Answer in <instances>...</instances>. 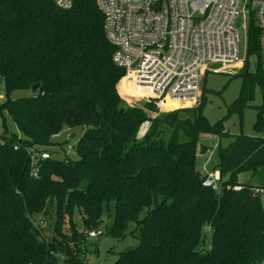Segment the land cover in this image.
Listing matches in <instances>:
<instances>
[{"label":"trees","instance_id":"obj_1","mask_svg":"<svg viewBox=\"0 0 264 264\" xmlns=\"http://www.w3.org/2000/svg\"><path fill=\"white\" fill-rule=\"evenodd\" d=\"M73 1L62 9L53 0H0L6 93L0 103V264H58V252L67 264H81L87 231L100 229L111 211L106 233L121 239L134 224L137 239L114 264H258L264 259V205L256 187L237 181L250 167L233 171L219 192L203 184L206 173L198 168L200 135L226 134L223 121L212 124L204 103L159 112L140 138L150 117L143 107H124L118 83L125 69L113 61L115 47L97 0ZM258 35L252 28L248 51L257 70L249 71L248 58L229 112L242 113L258 89L264 96ZM18 90L33 94L12 99ZM144 107L158 110L154 103ZM6 116L21 136L8 128ZM77 128L83 133L71 156L53 136ZM255 128L264 129L262 113ZM31 145L50 153L39 177L31 175Z\"/></svg>","mask_w":264,"mask_h":264},{"label":"built area","instance_id":"obj_2","mask_svg":"<svg viewBox=\"0 0 264 264\" xmlns=\"http://www.w3.org/2000/svg\"><path fill=\"white\" fill-rule=\"evenodd\" d=\"M53 1L62 9L74 4L73 0ZM97 5L106 37L115 47L113 61L125 69L126 85L133 88L130 93L163 108L170 100L184 104L181 107L198 105L208 72L238 75L249 58V34L254 27L264 68V0H97ZM28 150L31 175L39 177L41 162L50 153L37 145ZM70 152L75 153L74 145L68 146L66 153ZM203 170V184L219 192L220 172L206 166ZM255 191L264 200V187ZM209 229L210 223L205 222L203 230ZM87 234L96 238L104 231L93 229ZM258 264H264V259Z\"/></svg>","mask_w":264,"mask_h":264},{"label":"rangeland","instance_id":"obj_3","mask_svg":"<svg viewBox=\"0 0 264 264\" xmlns=\"http://www.w3.org/2000/svg\"><path fill=\"white\" fill-rule=\"evenodd\" d=\"M242 55L245 56L243 46ZM249 59L251 62L249 71L254 72L257 70V58L250 56ZM245 68L246 66L243 67L241 72H243ZM124 76L118 83V91L124 100V107H143L145 108L147 115L150 117L141 126L139 131L140 138H144L151 126V119L157 117L159 112H171L179 110L180 108H198L204 103L203 114L206 118L212 124L222 120L226 127L224 128V133L226 131L227 133L224 135L202 133L200 135L198 143L201 148L203 146L207 147L208 151L204 153L201 150L199 153L198 168L202 169V166L206 161L207 169L209 171L222 170L224 176H227L240 167H248L252 165L247 170L242 171V173L240 172V180L254 186H264V129L261 128L257 130L255 128V122L259 113H262L264 116V96L260 89L256 90L253 100L249 101L242 113L229 112L230 106L240 95L243 86L242 75L208 72L204 79L202 94L198 105L170 109L166 108V106L163 108L155 101H146L142 96L131 94L130 89L133 88L124 83L122 84L121 89L120 83L125 80ZM5 94V85L3 82H0V95L4 96V100L0 103L5 101ZM31 94H33V90H18L11 95V98L27 97ZM146 102L154 103L158 110H148L144 107ZM0 122L2 124V118L0 119ZM6 124L11 131L16 132L21 136L17 124L10 116H6ZM73 132L76 136L71 139L70 136ZM82 133V128L61 132L60 136L55 138V141L59 144L58 149L62 148L67 151L69 145H74L76 152L78 146L77 143ZM226 148H228L226 156L222 157L220 151ZM69 155L73 156V153L70 152ZM253 164L255 165L254 167ZM204 173L205 172L203 171V174ZM221 189L222 185L220 184V190ZM257 194L260 196L264 205L263 197L259 193ZM113 207L114 206H112V208ZM74 219L77 229L81 233H85V225L81 215L75 213ZM112 221L113 211H111V214L107 212L103 216V222L99 226L100 229L104 230V234L96 238L88 236L85 238L84 246L86 249L81 255V258H83L81 264H114L121 251L132 247L137 243V239L131 234V231L135 226L134 224L130 225L128 234L124 238L117 239L110 234H107L106 230L111 225ZM205 235L206 242L207 244L209 243V248H211L210 241L212 240V230H207ZM56 257H58V264H67L65 256L60 252L56 254Z\"/></svg>","mask_w":264,"mask_h":264},{"label":"crops","instance_id":"obj_4","mask_svg":"<svg viewBox=\"0 0 264 264\" xmlns=\"http://www.w3.org/2000/svg\"><path fill=\"white\" fill-rule=\"evenodd\" d=\"M72 135H75V133H71V136H70V138L71 139H73L72 138ZM75 138V137H74ZM208 151V148L206 147V151L204 152V153H206ZM204 166H206V169H207V162L205 161L204 162V164H203V166H202V170L204 169ZM252 166V165H251ZM251 166H249V167H251ZM255 165L253 164V167H254ZM248 168H246V169H242V170H240L239 172H238V174H237V181H238V183L240 184V185H250V186H253V187H264V186H254V185H252V184H249V183H247V182H243L242 180H240V177H239V175H240V172L242 173V171H244V170H247ZM215 171H219L220 172V174H221V178H222V180H221V182H220V184L222 185V183L225 181V180H228V178L231 176V174L230 175H227V176H224V174H223V171L221 170H215Z\"/></svg>","mask_w":264,"mask_h":264},{"label":"bare ground","instance_id":"obj_5","mask_svg":"<svg viewBox=\"0 0 264 264\" xmlns=\"http://www.w3.org/2000/svg\"><path fill=\"white\" fill-rule=\"evenodd\" d=\"M166 106V108H175V107H181L184 104L182 103H178V102H173V101H168L166 104H164Z\"/></svg>","mask_w":264,"mask_h":264},{"label":"water","instance_id":"obj_6","mask_svg":"<svg viewBox=\"0 0 264 264\" xmlns=\"http://www.w3.org/2000/svg\"><path fill=\"white\" fill-rule=\"evenodd\" d=\"M238 24H239V26H240V22H239ZM38 87H39V85L37 84V85H35V86L33 87V89L36 90V89H38ZM75 136H76V135H72V138H74ZM142 142H144V139H142ZM202 151H203V152L206 151V147H205V146H203Z\"/></svg>","mask_w":264,"mask_h":264}]
</instances>
